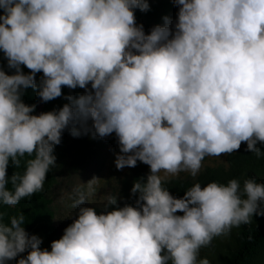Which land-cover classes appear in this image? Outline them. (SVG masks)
Segmentation results:
<instances>
[{
  "label": "clouds",
  "instance_id": "1",
  "mask_svg": "<svg viewBox=\"0 0 264 264\" xmlns=\"http://www.w3.org/2000/svg\"><path fill=\"white\" fill-rule=\"evenodd\" d=\"M171 2L175 20L146 33L135 10L147 12L149 0H0V53L13 70L0 67V204L43 190L65 130L114 134L118 170L149 168L133 181L135 205L109 195L98 213L77 189L75 218L50 250L25 229L23 212L8 223L0 213V264H209L197 261L201 248L264 215V183L254 178L242 188L237 179L197 182L182 197L164 187L242 143L261 155L264 0ZM28 88L42 102H67L34 114L22 100ZM25 157L24 171L9 176Z\"/></svg>",
  "mask_w": 264,
  "mask_h": 264
},
{
  "label": "trees",
  "instance_id": "2",
  "mask_svg": "<svg viewBox=\"0 0 264 264\" xmlns=\"http://www.w3.org/2000/svg\"><path fill=\"white\" fill-rule=\"evenodd\" d=\"M166 1L149 0V10L147 12L135 10L136 20L154 21L164 9ZM0 67H3L9 74L13 71L7 67V61L3 58L2 53H0ZM23 71L27 72L28 70L23 68ZM41 75L37 74V80H39ZM62 92L64 95L77 96L83 94L84 90L79 88L70 90L65 87L62 88ZM22 100L26 104L36 105L34 114L38 113L40 104L42 106L41 112H47L58 109L67 102L63 96L46 103L42 102L31 88L24 90ZM62 142L63 133L61 142L54 146L53 154L56 157V162ZM257 146L262 150L260 156L248 152L246 144L242 143L238 152L225 156L224 164L205 166L195 177L176 176L169 178L165 181L164 187L173 196L182 197L184 191L197 182L204 186L209 182L227 184L230 179H237L240 181L241 188L243 187V181L248 178H254L258 183H264V145L258 144ZM71 155V157H68L70 160L74 157L75 152H72ZM29 158L25 157L22 159L19 169L14 168L10 163L7 169L8 175L11 176L14 171L22 173L24 171V162ZM55 166L47 173L42 191L22 199L15 206L0 204V213L3 214L5 223L9 222L10 217L23 212L26 221L25 229L29 233L36 235L41 233L45 239V244L41 248L49 250L50 242L62 236L61 228L56 222L53 209V197L57 185ZM147 174V168L139 165L134 168L129 179L123 182L127 191L124 204L135 205L136 196L130 193L133 181L145 177ZM8 188L11 189L10 183ZM205 258L208 259L209 264H264V215H254L250 223L234 227L228 234L213 238L207 247L200 249L197 261L199 262ZM8 264H16V261H10Z\"/></svg>",
  "mask_w": 264,
  "mask_h": 264
},
{
  "label": "rangeland",
  "instance_id": "3",
  "mask_svg": "<svg viewBox=\"0 0 264 264\" xmlns=\"http://www.w3.org/2000/svg\"><path fill=\"white\" fill-rule=\"evenodd\" d=\"M166 2L164 9L154 21L136 20L137 24L143 25L146 33L154 25L163 24L164 16L175 20L177 6L171 0ZM41 109L40 104L37 114L41 112ZM72 152H75V155L70 160L68 157L72 156ZM118 152L119 148L114 134L105 138H92L90 134L73 137L68 130L63 132V142L55 166L57 185L53 197L54 217L57 224L60 225L62 234L64 228L72 222L78 211L77 208L72 207L73 201L78 195L77 189L86 194V206L93 207L98 213L103 211L109 195L118 196V205H124L127 191L123 182L129 179L135 167L118 170L115 167V157ZM225 156L205 157L202 168L224 164ZM139 165L145 166L149 172L146 164L137 161L136 167ZM178 176L193 177L187 172H181ZM90 180L95 192L93 195L87 196L88 181ZM38 236L42 238L41 246H43L45 244L44 236L41 233Z\"/></svg>",
  "mask_w": 264,
  "mask_h": 264
}]
</instances>
